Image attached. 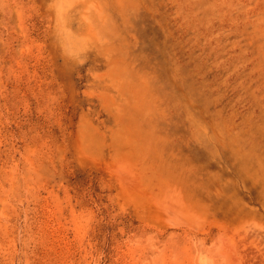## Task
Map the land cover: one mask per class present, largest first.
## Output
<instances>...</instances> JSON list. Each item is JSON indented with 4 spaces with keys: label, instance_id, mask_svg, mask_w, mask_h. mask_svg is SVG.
Wrapping results in <instances>:
<instances>
[{
    "label": "rangeland",
    "instance_id": "1",
    "mask_svg": "<svg viewBox=\"0 0 264 264\" xmlns=\"http://www.w3.org/2000/svg\"><path fill=\"white\" fill-rule=\"evenodd\" d=\"M0 264H264V0H0Z\"/></svg>",
    "mask_w": 264,
    "mask_h": 264
}]
</instances>
